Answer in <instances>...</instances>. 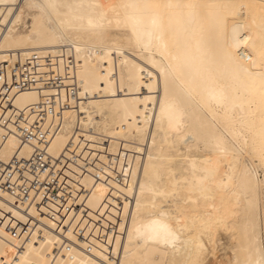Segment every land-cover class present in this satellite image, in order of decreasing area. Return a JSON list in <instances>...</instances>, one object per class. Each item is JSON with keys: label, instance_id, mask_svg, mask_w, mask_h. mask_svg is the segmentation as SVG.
<instances>
[{"label": "bare ground", "instance_id": "bare-ground-1", "mask_svg": "<svg viewBox=\"0 0 264 264\" xmlns=\"http://www.w3.org/2000/svg\"><path fill=\"white\" fill-rule=\"evenodd\" d=\"M70 52L59 192L0 193V264H264V0H0V116L54 93L17 62Z\"/></svg>", "mask_w": 264, "mask_h": 264}, {"label": "built area", "instance_id": "built-area-1", "mask_svg": "<svg viewBox=\"0 0 264 264\" xmlns=\"http://www.w3.org/2000/svg\"><path fill=\"white\" fill-rule=\"evenodd\" d=\"M56 65L52 54H33L17 62L14 91L51 88L54 93L43 95L40 102L26 110H19L8 101L7 111L0 116V132L16 131L21 142L40 143L29 158L5 161L0 157V193H9L27 205L59 192L62 158L50 155L48 146L62 129L65 111L70 108L61 99V91L67 86L72 97L77 98L79 84L75 80L77 59L72 52L63 56V73L54 69Z\"/></svg>", "mask_w": 264, "mask_h": 264}]
</instances>
